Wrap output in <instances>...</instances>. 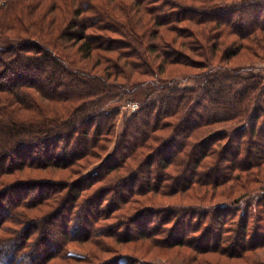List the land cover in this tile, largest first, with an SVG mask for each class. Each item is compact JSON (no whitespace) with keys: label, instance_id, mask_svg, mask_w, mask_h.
<instances>
[{"label":"trees","instance_id":"trees-1","mask_svg":"<svg viewBox=\"0 0 264 264\" xmlns=\"http://www.w3.org/2000/svg\"><path fill=\"white\" fill-rule=\"evenodd\" d=\"M46 2L0 0V264L73 258L71 242L108 252V238L189 246L199 257H240L264 246V234L254 240L249 214L240 219L238 248L225 236L223 212H206L215 227L182 222L201 216L181 214L185 204L159 216L141 208L130 224L105 222L130 210L136 187L174 195L196 184L220 186L264 163V65L229 64L244 51L264 63V0L120 1L121 13L100 0ZM187 21L197 28L183 26ZM55 28L59 34L47 38ZM162 30L190 41L156 39ZM102 60L105 73L94 69ZM192 79L191 86L176 85ZM121 102L138 108L95 174L69 183L24 176L101 157L116 136ZM252 204L264 206V198ZM76 259L153 264L130 253Z\"/></svg>","mask_w":264,"mask_h":264},{"label":"rangeland","instance_id":"rangeland-1","mask_svg":"<svg viewBox=\"0 0 264 264\" xmlns=\"http://www.w3.org/2000/svg\"><path fill=\"white\" fill-rule=\"evenodd\" d=\"M60 1V0H59ZM104 1V4H108L110 8H114L116 13H121L120 6L118 7V3L120 1H125L128 4L133 0H100ZM38 2V1H37ZM54 0H48L45 4H49ZM111 2V3H110ZM40 4V2H38ZM38 9V13L43 9V4ZM120 5V3H119ZM56 13L59 12L56 10ZM64 13V12H63ZM68 13V12H66ZM64 18L68 17V14L63 15ZM50 20V17H48ZM45 21V19H44ZM56 26L60 25L59 23L55 24ZM183 26H190L193 29L197 28L195 24L191 21L183 22ZM95 30H91L93 32ZM45 32V31H44ZM180 32H167L166 30H162L160 32L161 39L168 37L172 38L174 35L178 36V42L181 43L182 41L189 42L190 39L183 38L179 35ZM59 33L56 32V28L53 29L51 35H48L47 38H55ZM113 37L121 38L122 36L117 33H111ZM147 39H151V37H147ZM232 39V38H230ZM66 42V41H63ZM70 43H67L69 45ZM113 56H116L115 53H110ZM161 58H158L160 62ZM261 59L256 58L251 52L244 51L239 56L233 58L229 64L230 65H249V62H258L255 65L263 68L264 63L262 64ZM103 63L98 65L95 70L105 73V67L107 66V62L102 60ZM87 63V61L85 62ZM185 70L194 71V68H186ZM264 74V70H262ZM116 78V77H112ZM119 81L126 80L123 76L117 77ZM133 79H136L134 77ZM131 80V77L129 78ZM196 83L195 79L189 81H180L176 83L179 87H187L191 86ZM120 108V115L116 126V136L109 143V147L102 153L101 157H91L89 161H82L79 162L78 165H74L70 169H47L41 171H26L24 176H31L37 179H51L55 178L58 180H62L66 183L72 182L74 180L79 179L81 176H87L88 174H95L97 172L98 167H100L104 161L113 155L116 141L119 135L123 132L124 127L126 125V121L130 118V116L134 113V111L129 108V103L121 102L119 105ZM79 173H78V172ZM80 174V175H79ZM238 176H242L237 179ZM103 183H99L97 186L102 185ZM140 186L142 184H139ZM174 187V185H173ZM93 190L87 191L86 195L82 197V199H86L88 195H90ZM135 194L131 197V201L127 203V210L122 208L113 212L111 218L105 222H117L118 226L121 223L130 224V217L135 212L140 210L141 208L148 209L151 212H157L158 216L160 214L164 215L168 213L171 209V205H176V209H179L178 205L185 204V211H181V214L188 211L198 210L201 213V216L198 215L193 217V215H188L187 218H184L182 222H204V225H211L212 227L216 226V221L208 217L205 218V214L207 211L215 212L218 216L220 213H224L223 218L227 222H225L224 228L225 236L229 238L230 242H239L238 248L243 246V241L239 238H236V232L242 230V221L240 220L243 218V215L249 214V229L250 231L255 230L257 235L255 236L254 240L260 241L263 238L264 234V206H255L252 204L257 198H264V163L260 164L259 166L254 167L250 172H235L234 177L227 181L226 183L220 186H213V185H199L196 184L193 188L189 190L179 191L176 194H169L163 193L159 191V189H153L148 191L144 186L142 188L136 187ZM167 192V191H165ZM241 197L240 201H237V198ZM252 204V205H250ZM241 208V210H240ZM226 209H229L231 212L228 216H225ZM110 210H106L109 212ZM260 214V215H259ZM255 215L257 216L256 218ZM215 216V217H216ZM155 218V217H154ZM202 220V221H201ZM154 222H160V218H155ZM218 225V224H217ZM219 226V225H218ZM254 233V231H253ZM253 236L252 234L250 235ZM247 239V242L250 240ZM235 239V240H234ZM241 240V241H240ZM147 244L143 245V243L137 242H117L114 239H107L108 248L110 251H104L101 248H98L95 244L91 242L87 243H80V242H71L67 244V249L73 252V258L66 257L64 258H57L52 260L49 264H87V261H77L76 258L84 257L87 255L95 256L98 254L101 256L103 260H108L109 258L113 257V255L118 253H130L132 256H139L147 259L153 264H202L199 260L200 259H208L207 263L204 262L203 264H264V246L260 248H256L251 251H246L240 257H233L232 255H228L222 252L218 253H209L207 255H200L195 256L196 252L189 246L186 247H161L155 244L153 241H146ZM235 244V243H234Z\"/></svg>","mask_w":264,"mask_h":264},{"label":"built area","instance_id":"built-area-1","mask_svg":"<svg viewBox=\"0 0 264 264\" xmlns=\"http://www.w3.org/2000/svg\"><path fill=\"white\" fill-rule=\"evenodd\" d=\"M129 108H131L135 112L138 106L136 104H129Z\"/></svg>","mask_w":264,"mask_h":264}]
</instances>
